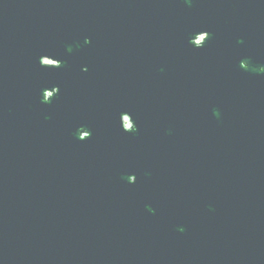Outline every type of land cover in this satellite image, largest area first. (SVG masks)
Listing matches in <instances>:
<instances>
[{"label": "water", "instance_id": "95a60500", "mask_svg": "<svg viewBox=\"0 0 264 264\" xmlns=\"http://www.w3.org/2000/svg\"><path fill=\"white\" fill-rule=\"evenodd\" d=\"M0 264H264V0H0Z\"/></svg>", "mask_w": 264, "mask_h": 264}]
</instances>
